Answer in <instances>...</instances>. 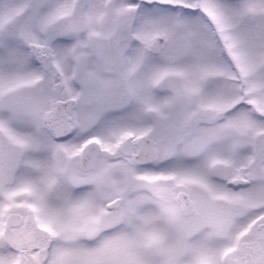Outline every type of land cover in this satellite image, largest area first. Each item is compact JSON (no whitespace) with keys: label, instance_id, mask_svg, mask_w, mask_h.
Masks as SVG:
<instances>
[{"label":"snow or ice","instance_id":"obj_1","mask_svg":"<svg viewBox=\"0 0 264 264\" xmlns=\"http://www.w3.org/2000/svg\"><path fill=\"white\" fill-rule=\"evenodd\" d=\"M0 264H264V0H0Z\"/></svg>","mask_w":264,"mask_h":264}]
</instances>
